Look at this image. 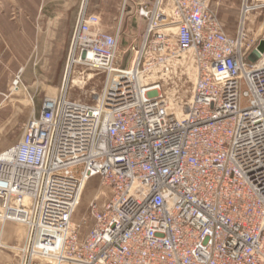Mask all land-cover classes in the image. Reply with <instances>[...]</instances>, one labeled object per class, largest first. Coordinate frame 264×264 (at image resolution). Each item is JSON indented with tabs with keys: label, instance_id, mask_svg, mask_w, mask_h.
Listing matches in <instances>:
<instances>
[{
	"label": "built area",
	"instance_id": "2783aa9c",
	"mask_svg": "<svg viewBox=\"0 0 264 264\" xmlns=\"http://www.w3.org/2000/svg\"><path fill=\"white\" fill-rule=\"evenodd\" d=\"M221 1L141 5L129 67L121 29L81 6L60 93L0 153V222L25 229L1 249L18 264H264V1H243L233 37ZM253 14L262 33L251 41ZM182 68L195 74L189 101ZM86 71L105 77L91 104L71 98ZM96 178L109 200L97 195L76 223Z\"/></svg>",
	"mask_w": 264,
	"mask_h": 264
},
{
	"label": "rangeland",
	"instance_id": "374dc122",
	"mask_svg": "<svg viewBox=\"0 0 264 264\" xmlns=\"http://www.w3.org/2000/svg\"><path fill=\"white\" fill-rule=\"evenodd\" d=\"M244 0H222L213 6L217 9L224 24L226 33L235 36L240 28L239 10ZM264 0H250L259 4ZM14 6V5H11ZM8 8V9H7ZM10 10V5H6ZM262 17L253 14L249 17L247 27L250 29L251 41L258 39L262 33ZM104 29L115 33L121 29L119 42L118 65L129 67L133 60L131 47L140 45L143 39L145 23L136 22L127 17L102 21ZM76 21H47V20H2L0 21V90L7 91L11 97L2 99L0 113V153L17 144L23 134L27 121L38 115L46 97H56L61 90L66 76V69L70 55V44ZM263 28V27H262ZM77 71H82L77 68ZM182 72L176 78L177 91L184 101L191 99L195 74ZM94 76L88 81L89 75ZM104 75L95 71H86L80 78L79 74L72 77L71 98L84 103H94L100 93ZM80 79L86 83L81 86L74 85ZM93 92V93H92ZM96 94V95H95ZM5 102V103H3ZM98 178L90 181L86 187L80 205L74 215V222L80 223L88 214L91 201L100 196V204H105L111 195L109 189L101 188ZM93 223L88 222L82 229L84 237ZM21 233V234H20ZM25 234L21 225L7 223L1 233L0 243L3 247H12L19 243ZM21 236V237H20ZM3 237V238H2ZM0 264H18L11 249L0 250Z\"/></svg>",
	"mask_w": 264,
	"mask_h": 264
},
{
	"label": "crops",
	"instance_id": "0c3cea01",
	"mask_svg": "<svg viewBox=\"0 0 264 264\" xmlns=\"http://www.w3.org/2000/svg\"><path fill=\"white\" fill-rule=\"evenodd\" d=\"M153 2L154 0H0V21L26 19L76 21L81 6L85 3L88 13L97 15L102 21L127 17L138 22L139 7L146 3L152 5ZM6 5H10V10L6 9ZM124 6L125 11L122 14ZM10 97L7 91L0 90V112L5 108L1 107V100ZM0 114H4L2 115L4 117L8 113L3 111Z\"/></svg>",
	"mask_w": 264,
	"mask_h": 264
},
{
	"label": "bare ground",
	"instance_id": "6f19581e",
	"mask_svg": "<svg viewBox=\"0 0 264 264\" xmlns=\"http://www.w3.org/2000/svg\"><path fill=\"white\" fill-rule=\"evenodd\" d=\"M260 1H262V0H260ZM94 78V76H92L91 74L89 75V77H88V81H91L92 79ZM74 85H75V87L76 86H81V89H83V85H86V83H84L82 80H80V79H77V80H75L74 81ZM93 93V92H92ZM96 95V94H95ZM4 228H5V225L4 224H1V233H3V231H4ZM21 234V233H20ZM21 237V236H20ZM3 238V237H2ZM1 244L2 243H0V249L1 248H5V247H3V246H1Z\"/></svg>",
	"mask_w": 264,
	"mask_h": 264
},
{
	"label": "water",
	"instance_id": "95a60500",
	"mask_svg": "<svg viewBox=\"0 0 264 264\" xmlns=\"http://www.w3.org/2000/svg\"><path fill=\"white\" fill-rule=\"evenodd\" d=\"M259 52H261V53H264V41L261 43V45H260V47H259ZM258 55H256L255 56V58L254 59H252V61H255V60H257L258 59Z\"/></svg>",
	"mask_w": 264,
	"mask_h": 264
}]
</instances>
